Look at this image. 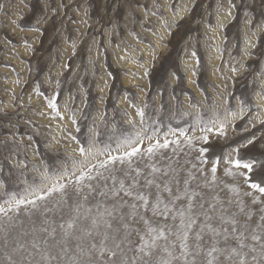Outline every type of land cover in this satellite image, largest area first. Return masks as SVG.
Listing matches in <instances>:
<instances>
[{"label": "rangeland", "instance_id": "374dc122", "mask_svg": "<svg viewBox=\"0 0 264 264\" xmlns=\"http://www.w3.org/2000/svg\"><path fill=\"white\" fill-rule=\"evenodd\" d=\"M153 166L181 189L193 177L197 203L216 205L213 224L229 228V240L205 232L206 245L236 247L235 218L247 264H264L262 241L251 239L264 237V192L251 186L264 187V0H0V264H69L37 253L60 240L77 205L111 210L99 195L111 177L144 184L161 176L149 175ZM118 211L131 224L134 243L122 245L131 258L146 226L127 206ZM43 238L49 244L33 250ZM91 259L110 256L93 250Z\"/></svg>", "mask_w": 264, "mask_h": 264}, {"label": "snow or ice", "instance_id": "6c2138e0", "mask_svg": "<svg viewBox=\"0 0 264 264\" xmlns=\"http://www.w3.org/2000/svg\"><path fill=\"white\" fill-rule=\"evenodd\" d=\"M55 107V105H52ZM205 139H207L205 137ZM155 147H167V142L163 145L157 144ZM138 150L133 148L130 153H125L126 156L136 154ZM153 148H149L151 153ZM207 149H201V152H206ZM114 161L117 157H111ZM236 166L241 167V161H235ZM245 169L251 171L252 164L244 163ZM216 168L213 167L212 172L215 173ZM161 173L157 179L153 176L152 179L145 178L146 182L141 184L138 179L133 177L130 182L126 183L121 179L117 181L116 177H111L113 184L108 188V191H100L101 197L110 198L113 201L111 210L107 207L101 208L100 204L96 205V211L93 214L92 208H86L81 212V206L77 205L74 209V215L61 224L59 227L62 230V235L59 241H53L49 248L40 250L39 254L42 260H57L62 253L69 257V264H94L91 259L93 250L99 252L101 256L107 253L110 256L108 264H247V254L243 252L246 247L244 244V232H238L235 225L238 221L231 218L232 225L231 235L237 241L236 247H218V240L213 239L210 245L205 244V232L211 234V237H222L225 243L229 240V228L216 227L213 224V213L216 211L215 204H208L205 207L204 203H197L199 194L190 189V180L193 177L183 180V188L178 186L181 184L179 179L172 177L168 172H161V169L152 167L151 173ZM86 174H82L79 179L84 180ZM253 188H257L260 192H264V187L260 184L252 183ZM64 185H59L63 189ZM105 187H108L105 185ZM91 189V185H89ZM57 191L54 187L50 192ZM44 197H38L43 199ZM186 198V199H184ZM87 199V197H85ZM23 201L17 202V206ZM35 205V201H29ZM127 206L130 211L127 217L130 221L135 222L137 217L143 222L146 230L141 234L136 232L138 237L135 242V255L128 258L125 252L124 244L133 245L131 239L133 232L129 231L131 224L126 221L125 214L122 210ZM0 211H4L0 209ZM150 211L151 217L146 218L145 212ZM241 211L243 209L241 208ZM160 217L176 221L178 224L174 226L160 227L153 226V218ZM202 218V219H201ZM218 222L223 225L225 217L221 214L217 217ZM264 221V216L260 218ZM119 221V226L114 227V222ZM86 222V223H84ZM260 232H264V224L257 225ZM121 229L124 230L123 236L120 235ZM247 231V225L244 226ZM47 236L56 237V229L49 230L48 227L40 229ZM190 236L192 237L190 243ZM96 237H100L99 247L96 242ZM87 238L88 246L84 247L82 241ZM70 239L77 241L75 248L77 252L74 256L69 255L67 243ZM253 241H262L261 252L264 253V237L253 231L251 235ZM111 241V246H109ZM48 245L47 238L41 239L39 242L33 240V250L40 249V245ZM59 244V253L57 256H52L51 248ZM24 247L23 244L20 245ZM255 252L256 249L252 248ZM178 253V254H177ZM204 255L203 260H198L201 255ZM224 257V261L220 257ZM256 259L255 256L252 257ZM39 264V262H36Z\"/></svg>", "mask_w": 264, "mask_h": 264}]
</instances>
